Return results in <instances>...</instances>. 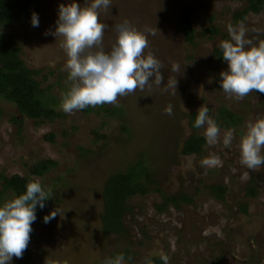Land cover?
Wrapping results in <instances>:
<instances>
[{
	"label": "rangeland",
	"instance_id": "1",
	"mask_svg": "<svg viewBox=\"0 0 264 264\" xmlns=\"http://www.w3.org/2000/svg\"><path fill=\"white\" fill-rule=\"evenodd\" d=\"M0 1V32L12 36L7 57L19 60L18 73L28 75L39 92L60 101L50 119L36 124L0 98V206L14 197L3 178L32 176L53 190L31 225L28 254L10 264H104L120 254L123 264H149L150 258L164 264L162 256L168 264H264V165L249 170L239 154L246 123L264 116V96L252 92L237 99L223 91L219 75L227 70L220 43L231 39L229 25H243L253 43L264 39V2L257 13H242L246 0H112L108 10H98L106 25L104 50L116 42L115 25L128 21L148 40L144 54L151 52L163 64V81L157 84L153 77L142 91L118 97L115 104L65 113L61 93L71 84L66 55L61 38L46 33L55 31L59 6L72 0H32L39 27L10 10L15 0ZM75 2L83 7L91 0ZM181 5L193 10L191 41L173 26ZM208 27L213 32H204ZM174 80L176 91L170 86ZM203 107L212 119L220 107L239 117L231 127H219L214 145L207 143L204 128L194 127L196 117L191 119ZM226 132L233 134L228 147ZM190 134L205 143L198 153L182 154ZM213 157L217 166L202 164ZM45 159L55 165L30 175V165ZM119 172L145 179L146 190L126 197L123 230L106 233L99 220L101 188L107 176ZM181 195L185 199L157 207L163 196ZM56 208L60 215L45 223Z\"/></svg>",
	"mask_w": 264,
	"mask_h": 264
},
{
	"label": "clouds",
	"instance_id": "2",
	"mask_svg": "<svg viewBox=\"0 0 264 264\" xmlns=\"http://www.w3.org/2000/svg\"><path fill=\"white\" fill-rule=\"evenodd\" d=\"M112 0H91L81 6L72 0L61 4L54 32L46 33L60 37V47L66 55L65 70L71 82L66 92L61 93V109L65 113L83 109L87 106L115 104L118 97L144 89L155 77V83L163 81V64L149 52L145 55L148 40L144 33L128 21L115 25L116 42L110 51L103 47V35L106 28L101 23L98 10H108ZM33 27H39V18L31 16ZM199 29V28H198ZM230 40L220 43L222 58L227 63V70L220 72V87L227 94L237 99L258 91L264 93V39L253 43L247 39V29L243 25L228 26ZM154 34V33H153ZM179 65L172 71L178 72ZM211 83V80H209ZM176 91V80L170 85ZM171 115V108L166 109ZM194 127L204 128V135L209 145L218 142L221 130L209 116L207 107L199 108ZM233 134L226 132L223 144L231 145ZM264 116L249 120L246 130L239 140L240 162L249 170L259 169L264 165ZM218 158L202 161L205 167L217 166ZM53 190L42 188L38 181L30 180L25 192L14 196L0 206V264H10L13 257L22 258L27 249L32 223L35 221V209L45 207L44 201L51 198ZM59 214L58 209L50 211L44 217L49 223ZM60 215V214H59ZM164 264L168 257L162 256ZM123 254L107 258L104 264H123Z\"/></svg>",
	"mask_w": 264,
	"mask_h": 264
},
{
	"label": "trees",
	"instance_id": "3",
	"mask_svg": "<svg viewBox=\"0 0 264 264\" xmlns=\"http://www.w3.org/2000/svg\"><path fill=\"white\" fill-rule=\"evenodd\" d=\"M246 1L247 5L243 8L242 13H257L264 2V0ZM32 2V0H15V5L10 10L13 13L17 11L21 13V15L31 18L36 9ZM0 5H3L1 1ZM192 12L193 10L190 6H179L176 13L177 17L173 23L174 28L183 34L185 41H191L194 37V28L191 22ZM213 30V27H208L204 29V32H213ZM11 44L12 36L8 33L0 32V58L1 54L4 55L3 60L0 59V61L4 63V65L0 67V98L14 105L20 116L31 118L36 121V124L41 119H50L60 101L58 102L53 98L52 101H50L49 95L46 92H39L34 81L30 79L28 75L22 76L18 73V67H16V64H19V60L12 61L7 57L9 55L8 52L12 47ZM255 93L264 96V93L258 91H255ZM42 97H47L49 102L45 104L42 101ZM191 116V119H194L196 113L192 112ZM213 119L218 127L222 129H227L239 122L238 116L222 107L218 108ZM204 143V137L190 134L183 140L180 151L182 154L198 153ZM54 165L55 162L50 159L35 161L30 165V175H41L45 171L51 169ZM129 179L130 175H128V173L119 172L107 176L102 184V207L99 220L102 230L106 233L123 230L121 216L128 209L125 204L126 197L131 193H144L146 190L144 185L147 181H145V179L143 181H140L139 179L137 180L136 178H133L132 180L130 179L132 184ZM30 180H33L32 176H13L10 178H3L2 186L9 190L13 196H18L25 192L26 184ZM148 181L150 182V179ZM216 191H222V188L217 187ZM183 199H185L183 195L163 196L162 203L157 207L163 208L162 206L168 202L176 203L178 200ZM41 210L42 209L39 206L36 207V217ZM23 253L28 254V251L25 250ZM158 261V258L148 259L149 264H156Z\"/></svg>",
	"mask_w": 264,
	"mask_h": 264
}]
</instances>
